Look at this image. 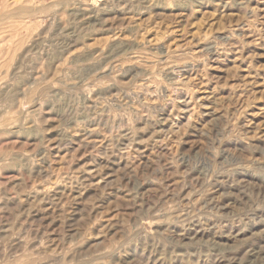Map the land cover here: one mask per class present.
<instances>
[{
  "label": "rangeland",
  "instance_id": "1",
  "mask_svg": "<svg viewBox=\"0 0 264 264\" xmlns=\"http://www.w3.org/2000/svg\"><path fill=\"white\" fill-rule=\"evenodd\" d=\"M0 129V264H264V0H0Z\"/></svg>",
  "mask_w": 264,
  "mask_h": 264
},
{
  "label": "bare ground",
  "instance_id": "2",
  "mask_svg": "<svg viewBox=\"0 0 264 264\" xmlns=\"http://www.w3.org/2000/svg\"><path fill=\"white\" fill-rule=\"evenodd\" d=\"M36 9V8H35ZM32 10V9H31ZM5 64V63H4ZM1 130V129H0ZM6 132V131H5Z\"/></svg>",
  "mask_w": 264,
  "mask_h": 264
}]
</instances>
